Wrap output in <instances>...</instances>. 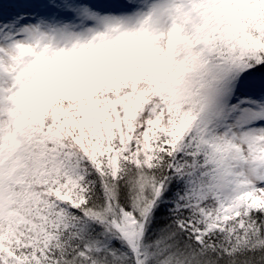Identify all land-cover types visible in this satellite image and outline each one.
<instances>
[{
	"label": "snow or ice",
	"instance_id": "snow-or-ice-1",
	"mask_svg": "<svg viewBox=\"0 0 264 264\" xmlns=\"http://www.w3.org/2000/svg\"><path fill=\"white\" fill-rule=\"evenodd\" d=\"M0 264H264V0H0Z\"/></svg>",
	"mask_w": 264,
	"mask_h": 264
}]
</instances>
